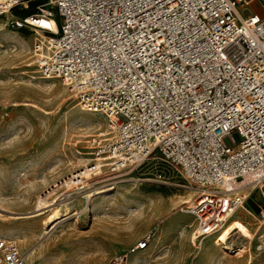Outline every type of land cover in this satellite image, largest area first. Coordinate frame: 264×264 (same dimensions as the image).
<instances>
[{
	"label": "built area",
	"instance_id": "obj_1",
	"mask_svg": "<svg viewBox=\"0 0 264 264\" xmlns=\"http://www.w3.org/2000/svg\"><path fill=\"white\" fill-rule=\"evenodd\" d=\"M23 2L0 0V16ZM254 4L264 11V0H39L36 14L11 22L46 34L34 45L42 77L61 81L80 108L106 118L110 138L99 141L91 176L104 168L124 177L152 164L144 180L167 185L159 165L168 168L197 193L185 208L197 223L193 243L217 235L258 192L260 252L264 14ZM58 17L61 29L36 23ZM81 171L71 180L83 190ZM151 240L144 236L127 255ZM0 264H27L3 236Z\"/></svg>",
	"mask_w": 264,
	"mask_h": 264
},
{
	"label": "rangeland",
	"instance_id": "obj_2",
	"mask_svg": "<svg viewBox=\"0 0 264 264\" xmlns=\"http://www.w3.org/2000/svg\"><path fill=\"white\" fill-rule=\"evenodd\" d=\"M19 7L27 9L30 2ZM15 17L12 12L0 16V236L33 253L27 264H119L115 257L127 255L148 234V249L127 255L122 264H264V250H256L258 192L245 207L251 214L242 209L235 214L250 229V236L230 238L232 245H245L239 256L215 243L224 228L193 243L197 223L185 214L192 203L176 205L195 190L181 187L184 181L163 165L167 185L144 180L152 164L124 177H112L103 168L101 175L85 180L89 187L83 190L68 184L73 173L95 162L99 141L110 138L107 120L82 111L61 81L42 77L34 45L46 34L15 28ZM55 21L61 29L62 19ZM116 182L118 189L107 199L85 197ZM90 200L93 208L87 210ZM66 203L68 214L62 212L57 225L46 228L52 208ZM156 205L160 214L154 216Z\"/></svg>",
	"mask_w": 264,
	"mask_h": 264
},
{
	"label": "bare ground",
	"instance_id": "obj_3",
	"mask_svg": "<svg viewBox=\"0 0 264 264\" xmlns=\"http://www.w3.org/2000/svg\"><path fill=\"white\" fill-rule=\"evenodd\" d=\"M36 23L38 25H40V27H42L43 29H56L57 28L56 27V23L54 21L47 20L45 18H39ZM37 30H38V33L39 34H42V31L41 30H39V29H37ZM44 79H46V78H44ZM82 111H84V110L82 109ZM84 160H86V159H84ZM94 170H97V168H95V169H89L88 168L85 172L81 173L80 176L82 178L84 177L86 179H90V178H92L91 177V173H93ZM100 173H102V172H97L94 175L95 176H98V175H100ZM113 179H115V178H110L108 180H113ZM80 182H81L80 180H78V181H72V180H70V182L68 184L72 183L74 185H78ZM117 183L118 182L112 183L107 188H105V186H104V189H101V190H99V188H98V191H95L93 193H89L85 197L86 198H89V199H93L91 197L93 195L98 194V197L103 196L104 199H107V198H109V196L111 194L110 192L115 191V190L118 189L119 186H117ZM189 193L190 194H189V196L187 198H184L183 200L178 201V203L176 205V208H181L184 205L191 204L193 202V199H194V197H195V195L197 193H196V191H190ZM88 203L91 205L92 200H90ZM67 205H68L67 203L61 205V206L65 207L64 210H62L61 206H55V207H53L52 208V214L46 220H44V222H43L44 226H46V228H50L51 226L53 227V225L58 222V220L61 218V216H63L62 215V212H64V211L66 212L64 214L67 215L68 214L67 212L70 210V208ZM92 208L93 207L91 205L90 206V209L87 208V210H91ZM241 211L246 212L248 214H251L252 213L251 211H249L246 208L242 209ZM157 212L158 211H157V205H156L153 208L154 216H157V215L160 214L159 212L158 213ZM74 215H77V213H75ZM49 232H48V234H49ZM233 234H239L240 236H250V229H249V227L243 221H241L240 218L236 217V215L233 217V219L230 221V223L218 234V236L216 237L215 243L217 245L221 246L222 247V250L226 254H228L229 251H231L232 253L233 252H238L237 255L240 256V255H242V254H244L246 252V247H245V245L243 243H241V245H238V246L232 245V242H231L230 238H231V236ZM249 239L251 240L253 238L250 237ZM25 256H26V261H27V260H29L33 256V253H31L29 251H26L25 252Z\"/></svg>",
	"mask_w": 264,
	"mask_h": 264
},
{
	"label": "trees",
	"instance_id": "obj_4",
	"mask_svg": "<svg viewBox=\"0 0 264 264\" xmlns=\"http://www.w3.org/2000/svg\"><path fill=\"white\" fill-rule=\"evenodd\" d=\"M37 3H39V0L30 1V7L26 9L24 7L18 6L13 9L12 13L20 19H25L27 17L33 16L34 14H36Z\"/></svg>",
	"mask_w": 264,
	"mask_h": 264
},
{
	"label": "crops",
	"instance_id": "obj_5",
	"mask_svg": "<svg viewBox=\"0 0 264 264\" xmlns=\"http://www.w3.org/2000/svg\"><path fill=\"white\" fill-rule=\"evenodd\" d=\"M256 4H254V6H255ZM258 8H255L256 9V11L258 12V13H260V14H264V11L258 6V5H256Z\"/></svg>",
	"mask_w": 264,
	"mask_h": 264
}]
</instances>
